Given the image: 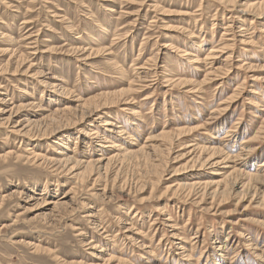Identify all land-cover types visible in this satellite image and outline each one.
I'll use <instances>...</instances> for the list:
<instances>
[{"label": "rangeland", "instance_id": "1", "mask_svg": "<svg viewBox=\"0 0 264 264\" xmlns=\"http://www.w3.org/2000/svg\"><path fill=\"white\" fill-rule=\"evenodd\" d=\"M0 264H264V0H0Z\"/></svg>", "mask_w": 264, "mask_h": 264}, {"label": "bare ground", "instance_id": "2", "mask_svg": "<svg viewBox=\"0 0 264 264\" xmlns=\"http://www.w3.org/2000/svg\"><path fill=\"white\" fill-rule=\"evenodd\" d=\"M246 11V10H245ZM245 11H239L238 13H240L242 16L243 15H247L248 13L247 12H245ZM169 47V45H167V46H165V48H168ZM221 49H223V48H221ZM178 51V54L180 53L181 55H183V53H184V51L183 50H177ZM220 51H222V50H220ZM220 51H217V52H215L214 51V49L213 50H211L210 51V53H209V55H208V59L209 60H212L213 61V63L212 64H214V62L216 63L217 61H218V57H216L215 55H214V53H219ZM224 52V51H223ZM222 53V52H221ZM192 54V53H191ZM222 54H225V53H222ZM188 54H184V56H187ZM150 60V59H149ZM148 62V61H147ZM147 65H149V63H146ZM141 70H147V66H143L142 68H141ZM217 71H221V69H216ZM141 72V71H140ZM143 72V71H142ZM47 74V73H46ZM154 77H157V75L156 76H154ZM172 80L170 79L169 80V82H171ZM203 84V83H202ZM199 86H202V85H199ZM167 87V86H166ZM101 95H103V94H101ZM65 110H68V109H70V108H68V107H65L64 108ZM102 126H104V127H114V128H116L117 130H118V134L120 135V136H125V135H127V132L126 131H124V129L121 127V126H118V125H116L114 122H111L110 120H104V124L102 125ZM106 129V128H105ZM230 136V135H229ZM98 139H101V138H99V137H97ZM103 139H105V140H103ZM103 139H101V141L103 140V141H105V143H108V144H110V145H106V147H104V148H109V149H115L116 148V145H115V143L114 142H112V141H110V140H107V138H103ZM94 144H96L95 145V150L97 149V151H99V152H102V153H100V154H102V156H101V158H99V159H97V160H95V161H93V162H83V161H80V162H78L79 164L78 165H80V164H85V163H88V165H90L91 163L92 164H96V165H102L105 161H107V160H109V161H111L112 159H113V157H114V155L113 156H111V157H108L107 158V156L109 155L107 152L108 151H110V150H106V149H103V150H98V145H97V143H96V141L94 142ZM215 164V163H214ZM213 164V165H214ZM91 166V165H90ZM215 166H216V164H215ZM213 167V166H212ZM66 197V196H65ZM61 201L60 200H52L51 202H49L48 203V205L49 206H52V207H54V208H57V207H59V206H61V205H63V203H60ZM219 251H221V250H224V247H221V248H219L218 249Z\"/></svg>", "mask_w": 264, "mask_h": 264}]
</instances>
